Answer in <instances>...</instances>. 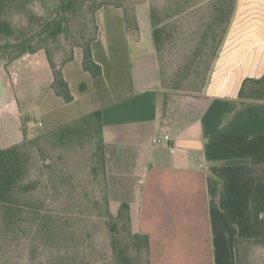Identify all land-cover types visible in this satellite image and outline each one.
<instances>
[{
  "label": "crops",
  "instance_id": "obj_1",
  "mask_svg": "<svg viewBox=\"0 0 264 264\" xmlns=\"http://www.w3.org/2000/svg\"><path fill=\"white\" fill-rule=\"evenodd\" d=\"M135 13L137 38L121 8L97 12L92 55L101 75L92 78L75 51L62 68L73 100L52 92L41 114L80 98L87 105L80 115L100 111L106 179H137L133 196L116 202L129 205L133 230L149 236L151 264H235V237L264 238V101L237 98L244 79L264 74V0H236L202 90L165 101L150 6L138 3ZM131 46L137 54L129 62ZM7 68L0 55V149L22 140L24 121ZM77 76L90 86L81 95L71 84ZM61 119L55 123L71 118ZM158 134L171 141L154 144ZM111 202L109 189L110 209Z\"/></svg>",
  "mask_w": 264,
  "mask_h": 264
},
{
  "label": "trees",
  "instance_id": "obj_2",
  "mask_svg": "<svg viewBox=\"0 0 264 264\" xmlns=\"http://www.w3.org/2000/svg\"><path fill=\"white\" fill-rule=\"evenodd\" d=\"M27 1L0 0V35L11 37L0 43V55L8 65L26 53H34L37 48L45 50L52 74L51 87L64 102L73 100L62 72L64 64L73 58V52L70 49L61 64L56 65L51 54L53 47L57 50L65 48L61 46L60 37L63 36L70 42L72 48H81L82 67L95 78L101 75V67L93 59L92 43L98 32L96 14L103 6L121 8L126 31L134 38L138 36L135 8H130L122 0H59L54 6L53 15L42 19L35 34L27 35V32L19 31L7 18L8 13L13 10L25 13ZM203 2L204 0H169L163 12L150 5L152 35L162 88L168 87L160 71V56L165 46L168 20L188 13L198 14ZM235 2L236 0L210 2V18L189 59L182 63L181 69L175 71L176 84L187 78L190 71H195L200 80L196 93L202 90L225 36ZM83 7L91 15L93 24V34L89 37H85L84 28H76L71 23L76 20L77 12ZM40 19L41 17L37 18ZM73 31H76V37ZM205 45L208 48L206 52ZM196 60L202 63L201 70L199 64H195ZM237 98L240 102H263L264 74L258 78L244 79ZM25 122L24 120L21 125L22 140L0 149V248H5L0 251L6 253V249H11L13 244L21 241H28L33 247L36 245L34 241L38 240L43 246L51 248V264H151L149 236L133 230L129 205L121 203L116 214L110 210L100 111L94 110L59 127L44 130L38 136L28 132ZM41 142L53 149L63 150L74 144L83 146L88 143L91 146L85 163L89 167L88 179L99 186L102 197L101 202L93 199L89 204L96 209L94 218L103 228L106 246L98 245L95 234L91 232L92 225L96 222L93 216L85 213L80 203L72 205L69 194H64L66 203L63 210L47 209L43 200L34 197V191L40 182L29 179L30 171L37 157L43 158L45 167L50 164L45 149L41 148ZM61 245L64 246L63 249ZM258 247H264V238L235 237V264H252V254ZM261 264H264V260Z\"/></svg>",
  "mask_w": 264,
  "mask_h": 264
},
{
  "label": "rangeland",
  "instance_id": "obj_3",
  "mask_svg": "<svg viewBox=\"0 0 264 264\" xmlns=\"http://www.w3.org/2000/svg\"><path fill=\"white\" fill-rule=\"evenodd\" d=\"M58 1L59 0H28V3H26L27 13L13 10L8 13L9 16L7 18L10 19L12 24L19 31L27 32V35L35 34L39 29L40 23L43 22L42 19L53 15L54 6ZM122 1L130 8L131 6L135 8L138 3H148L149 6H155L160 11L169 3V0ZM211 1L214 0H204L201 6H199L198 14L192 15L188 13L189 15L184 14L183 16L168 20L164 42L165 46L160 56V71L162 78L166 80L165 84L168 86L167 88H162L164 94H169L171 96L163 97L162 101L183 94H195L197 92L200 80L195 71H190V75L183 81L180 80L181 82L178 84H176L177 79L175 77V71L181 69L182 63L189 59L192 50L196 48L198 37L210 18ZM39 17H41V19L37 20ZM90 18L91 15L83 7L77 12L76 20L71 23L76 28H84L85 37H89L93 34V24ZM72 33L75 37L77 36L76 31ZM60 38L61 46H65V48L57 50L53 47L51 54L57 66H59L62 59L68 55L67 52L70 51V49L73 52V57L75 51H81L80 47L72 48V44L63 36ZM9 39H11V37L0 35V43H4ZM34 43L37 45V40H35ZM204 50V52L208 50L207 45H205ZM129 51L131 53H129ZM126 53V58L129 62H131L133 57L137 54L133 46L129 47V50L126 49ZM23 56H28L29 59L17 62L14 69L11 68V71H9L7 66L19 58L8 65H6V59H3L7 72L11 74V78H13L12 81L14 80L11 89L20 110L21 117L26 121L28 132L34 136H38L43 133L44 130L59 127L64 123L82 116L80 112L87 108V105H82L83 99L81 98L73 104H68L62 110H59V112L52 111L46 115L41 114L45 108H50L49 105L51 103L49 96L54 92L49 81V63L47 55L45 50L37 48L34 53H26ZM204 59L203 57V60ZM197 63L201 70L203 67L202 63L196 60L195 64ZM81 81L82 83L79 84ZM71 84L73 86V91L78 95L85 92L86 86L90 87L87 78L81 76L73 77ZM173 86H176V88H171ZM91 90L92 88H89L86 92L88 94L86 95H89ZM47 95H49V100L46 99ZM172 103L171 100L170 104ZM57 112L60 114H57ZM66 114L70 115V120L62 124L55 123L60 122V120H62L61 118ZM39 121L41 122L40 125L38 124ZM90 147L88 143H85L83 146L74 144L66 150L62 148L53 149L51 146H45L41 142V148L45 149V155L49 157L50 164L45 167L42 162L43 158L37 157L30 171L29 179H37L40 182L38 188L34 191V197L43 200L45 208L63 210V205L66 203L64 194H69L72 199V205L80 203L83 211L85 213H90L94 221H96L94 218L96 209L91 207L89 201L97 199L101 202L102 192L97 184L91 183L90 179H88L89 167L85 163ZM107 182L108 190L110 189L112 196L110 210L113 214H116L120 206L116 200L124 197L131 198L137 187V179H107ZM91 232L95 234L98 245L106 246L107 239L99 221H96L92 225ZM34 243L36 245L32 247L33 244L30 245L28 241H21L17 244H13L11 249H6V253L0 251V264H51V248L47 245L43 246L38 240H35ZM63 248L64 246L61 245V249ZM3 249L5 248H0V250ZM251 260H253L252 264H261L264 260V247L256 248L252 254Z\"/></svg>",
  "mask_w": 264,
  "mask_h": 264
},
{
  "label": "built area",
  "instance_id": "obj_4",
  "mask_svg": "<svg viewBox=\"0 0 264 264\" xmlns=\"http://www.w3.org/2000/svg\"><path fill=\"white\" fill-rule=\"evenodd\" d=\"M164 141L170 142L171 138L167 134H163V135L158 134V135H155L152 139V142L154 144H160L161 142H164Z\"/></svg>",
  "mask_w": 264,
  "mask_h": 264
}]
</instances>
